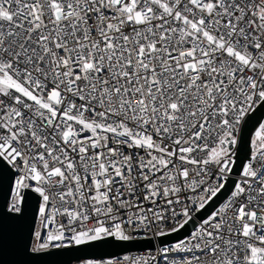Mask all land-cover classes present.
Listing matches in <instances>:
<instances>
[{"label":"snow or ice","instance_id":"snow-or-ice-1","mask_svg":"<svg viewBox=\"0 0 264 264\" xmlns=\"http://www.w3.org/2000/svg\"><path fill=\"white\" fill-rule=\"evenodd\" d=\"M258 108L264 0H0L2 211L37 195L32 253L211 208L155 254L81 264H264V122L236 161Z\"/></svg>","mask_w":264,"mask_h":264},{"label":"water","instance_id":"water-1","mask_svg":"<svg viewBox=\"0 0 264 264\" xmlns=\"http://www.w3.org/2000/svg\"><path fill=\"white\" fill-rule=\"evenodd\" d=\"M264 120V108H258L249 114L246 122L242 124L237 145L236 161L237 170L243 163L249 152V140L252 138L257 122ZM233 178H236L235 176ZM6 192L5 187L0 186V264H74L83 259L106 258L117 256L134 250L153 249L155 244L161 246V241L171 243L185 237L198 222L199 216L204 215L208 208L199 215L194 213V220L185 228L169 236L154 239H139L129 242L109 240L107 242H94L89 245H81L76 248L49 250L45 253H32L29 251V243L32 241L31 226L36 224L37 195L28 194L24 210L21 216L14 217L2 211Z\"/></svg>","mask_w":264,"mask_h":264},{"label":"built area","instance_id":"built-area-1","mask_svg":"<svg viewBox=\"0 0 264 264\" xmlns=\"http://www.w3.org/2000/svg\"><path fill=\"white\" fill-rule=\"evenodd\" d=\"M241 127H242V125H241ZM240 130H241V128H240ZM240 130H239V132H238V136H239ZM252 137H253V136H252ZM193 215H194V213H193ZM38 224H39V219H38V217H37V219H36V225H38ZM134 235H136V236H138V237H143V236H145V235H147L148 237H151V233H147V234H145V233H143V232L134 233ZM139 239H145V238H138V239H134V240H139ZM147 239H152V238H147ZM156 239H157V238H156ZM156 239H154V241H156ZM31 243H33V244L35 243L34 239H32ZM159 247H160L159 245L155 244V247H154L153 249L128 251V252H126V253H122V254L117 255V256H122V255H125V254H131V255H143V254H146V253H148V252H153V253L155 254L156 250H157ZM106 258H107V257H106ZM96 259H102V258H96ZM84 260H87V259L80 260V261H78V262H76V263H74V264H81V262L84 261ZM160 264H163V261H160Z\"/></svg>","mask_w":264,"mask_h":264},{"label":"rangeland","instance_id":"rangeland-1","mask_svg":"<svg viewBox=\"0 0 264 264\" xmlns=\"http://www.w3.org/2000/svg\"><path fill=\"white\" fill-rule=\"evenodd\" d=\"M262 122H264V120H263ZM253 135H254V134H253Z\"/></svg>","mask_w":264,"mask_h":264}]
</instances>
